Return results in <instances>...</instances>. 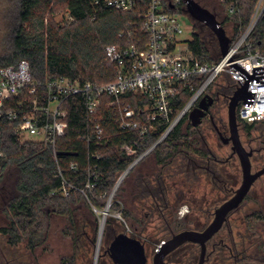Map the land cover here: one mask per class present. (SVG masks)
<instances>
[{
    "label": "trees",
    "instance_id": "obj_1",
    "mask_svg": "<svg viewBox=\"0 0 264 264\" xmlns=\"http://www.w3.org/2000/svg\"><path fill=\"white\" fill-rule=\"evenodd\" d=\"M54 1L66 5L68 16L72 18L69 24H46L45 13ZM259 1L227 0L222 5V20L217 19L226 31L230 25L233 26V41H237L248 27ZM16 3L5 51L0 54V68L16 66L19 61L27 60L33 81L41 92L48 82L60 77L95 85L111 83L117 78V68L108 60L106 47L137 45L139 37H143L145 42L147 40L140 17L145 9L143 6L125 13L101 9L94 5L93 0H17ZM231 5L235 7L232 14L229 13ZM128 32H135L134 37H130ZM249 42L253 51L264 53V12ZM188 45L195 59L203 64L215 65L221 59L216 35L202 23H195L193 40ZM222 77L226 78L225 85H222L220 78L216 80L209 89L211 95L215 91L229 95L233 83L228 76ZM192 94L191 90H182L177 101L178 110L186 105ZM130 102L138 107L143 99L130 98ZM109 103V97L102 99L98 122L105 140L97 142L95 122L88 115L85 100L78 97L66 101L68 128L57 141L55 149L39 142H22L16 124L0 118V185L8 169L15 167L18 172V195L4 209L10 223L0 227V236L6 238L8 245L16 247L24 244L25 249L34 253L45 241L43 222L46 221L47 228L52 214L71 216V205L78 200L101 208L118 179L157 141V136H148L140 141L138 133L120 131ZM240 123L242 129L249 133L259 124ZM195 133L193 125L185 118L165 141L136 166L153 157L154 164L160 167L159 177H170L177 181L180 175L176 164L178 158L188 151L192 155L201 154V150L194 146L198 141L194 138ZM136 141H139L137 154L129 156L123 146ZM75 164L76 169L72 167ZM89 178L96 179V188L86 189ZM64 181L68 187H73L67 188L70 192L68 197L63 194ZM181 185L186 189L183 183ZM118 198L120 196L117 195L111 207L115 211L121 208ZM152 208L159 212L164 221H168L169 204L162 200L159 206ZM123 213L132 227L135 224L142 226L144 219L133 217L126 210ZM107 224L110 229L112 221ZM244 224L246 233L241 234V239L236 242L229 236L216 243L214 252L217 254L207 264H264V239L261 236V232H264L261 230L264 228V211L247 215ZM248 243L253 253L249 251ZM185 249L190 251L185 264H197L199 248L194 244L180 247L169 255V261L181 264L176 255ZM62 264H72V260L64 259Z\"/></svg>",
    "mask_w": 264,
    "mask_h": 264
},
{
    "label": "built area",
    "instance_id": "obj_2",
    "mask_svg": "<svg viewBox=\"0 0 264 264\" xmlns=\"http://www.w3.org/2000/svg\"><path fill=\"white\" fill-rule=\"evenodd\" d=\"M226 2L218 0L222 12L221 7ZM93 3L101 9L125 13L143 6L145 9L140 17L147 35L146 42L139 37L137 45L130 47L107 46L106 55L117 68V78L103 85L60 77L48 82L41 92L33 81L27 60L19 61L16 66L0 68V118L16 124L22 142H39L55 149L57 141L68 128L69 112L65 103L78 97L85 100L88 115L94 119L97 142L105 140L98 114L102 99L109 97V107L120 131L138 133L140 141L148 136L158 137L138 157L136 161L139 162L165 141L185 118L190 121V113L206 95L211 96L209 89L216 80L223 75L228 76L233 83L234 93L241 89L239 81L244 85L245 79L240 72L235 71L222 56L215 65L203 64L195 59L189 45H182L180 37L183 29L179 15L185 12L184 0H93ZM234 8L231 5L229 13L232 14ZM263 12L264 0H260L241 37L233 41L228 35L232 40L231 58L236 57L233 61L250 76L256 75V69L264 68V53L253 51L249 42ZM134 33L128 32V35L134 37ZM184 89L191 90L193 94L186 105L178 110L177 101ZM249 91L256 93L252 106L240 101L237 119L248 124L262 123L264 83L251 82ZM130 98L143 99V102L135 107ZM138 143L125 144L123 149L129 156L136 155ZM72 167L76 169L77 165ZM68 186L64 181L63 194L67 197L70 194L67 188H73ZM96 186V179L89 178L86 189L91 190Z\"/></svg>",
    "mask_w": 264,
    "mask_h": 264
},
{
    "label": "rangeland",
    "instance_id": "obj_3",
    "mask_svg": "<svg viewBox=\"0 0 264 264\" xmlns=\"http://www.w3.org/2000/svg\"><path fill=\"white\" fill-rule=\"evenodd\" d=\"M16 1L0 0V54L5 51L6 36L12 27L14 12L17 9ZM197 1L211 11L216 18L219 17L222 20L224 12L220 10L218 0ZM68 15L66 5L54 1L45 13V22L46 24L55 23L58 26H65L70 23ZM179 19L183 29V34L180 38L182 45L186 47L193 40V27L196 22L185 12L179 15ZM232 28L233 26L230 25L226 31L229 36L232 35ZM224 81H226V78H220V82H223L222 85H225ZM222 117L227 120V108L223 110ZM184 127H186V123ZM202 131L210 147L219 156V159H230L232 155L231 146L222 145L217 136L210 132L209 129L202 128ZM240 135L243 144L248 150L262 148L264 146V122L259 123L250 133L240 127ZM152 159L153 157H150L140 165L136 166V164L118 186L111 201L110 198L116 186L101 208H96L92 203L78 200L75 204L71 205V216L52 214L47 228L46 221L43 222L45 228L44 243L31 255L25 249L24 244L11 247L8 245L6 238L0 236V264H6L7 261L9 264H62L64 259H71L72 264H95L100 226L103 223L104 213L109 205L108 215L105 217L106 221L97 264L113 263L109 256L103 255L114 237L120 233H126L145 244L148 263L152 264L156 249L162 242L169 240L172 237V233L190 229L204 230L213 218L212 215L215 207L231 195V190L229 189H237L242 182V170L239 160L235 156L230 163L222 166L224 169L220 171L222 173L221 178L228 183L225 193L220 194L218 189L222 188L221 183L216 182L211 184L209 176L203 178L202 183L200 186H197L193 195L192 193L188 194L187 188L167 189L170 208L167 211L169 218L166 222L159 215V212L153 211L155 208H152V206L154 207L155 204H151V198L146 197V200H143L140 194H132L131 185H129V182L136 175L141 174L143 170H147L153 165ZM252 164L253 171L264 167L263 151L255 155ZM17 181V169L15 167L8 169L0 185V227H6L10 223L4 211L5 206L1 201V197L5 196L7 202L17 197ZM178 194L180 199L179 197L177 198ZM117 195L120 196L117 201H120L121 208L115 211L111 207ZM123 210L128 211L133 217L136 216L144 219V224L142 223L141 226L134 223L135 225L133 224L134 227H132L130 220L125 217ZM188 211L191 212L188 218H185ZM256 211H264V175L253 185L248 198L241 204L239 211L232 215L229 222L230 226L225 227L214 238V242H220L229 236L238 242L241 239V234L246 233L245 217ZM112 217H114L113 220L111 219ZM108 221H112L110 229L107 227ZM135 229L137 232H135ZM261 230L263 231L264 228H261ZM229 231H232V233H228ZM261 236L264 239V232H261ZM249 245L251 244L248 243ZM189 252L188 249L181 250L176 255V259L179 262L181 261V264H185V259ZM210 264L213 263L210 262Z\"/></svg>",
    "mask_w": 264,
    "mask_h": 264
},
{
    "label": "water",
    "instance_id": "obj_4",
    "mask_svg": "<svg viewBox=\"0 0 264 264\" xmlns=\"http://www.w3.org/2000/svg\"><path fill=\"white\" fill-rule=\"evenodd\" d=\"M184 1L186 3L185 13L188 14L193 21L207 26L216 35L220 46L221 56L235 69V71L238 70L240 75L245 79L244 85H242V83L239 81L241 84V89L238 88V91H235L234 95L230 99L228 107L229 124L231 129L230 140H232L233 143V151L238 154L240 159L243 173V182L236 191L235 195L216 210L214 220L205 230H184L173 234L169 240L162 242L156 249L152 264H171L167 261V256L188 243L197 244L201 247L200 260L198 264H205L207 242L222 229L230 212L235 211L240 207L253 184L264 175V168L254 173L252 172L250 158L253 155V151H247V149L242 144L239 135L236 113L240 101L252 106L256 93L250 92L249 88L251 82L264 83V68L256 69V75L250 76L244 69H242L233 61V59L236 57L231 58L230 46L232 40L228 36L226 30L217 20L216 16L195 0ZM212 104L213 97L210 95H206L201 100L199 106L195 108L189 116L193 126H198L201 124L202 119L205 117L206 112ZM137 162L138 161L133 163L121 176L113 191L110 201L117 191L118 186L121 184L125 176L130 172V170L137 164ZM109 207L110 205L108 208ZM108 208L104 213L103 223L106 221L105 217L108 215ZM111 219L113 220L114 217ZM103 223L100 226L95 264H97L98 261L100 245L104 232ZM109 256L115 264H149L145 245L140 240L133 238L126 233H120L115 236L109 247Z\"/></svg>",
    "mask_w": 264,
    "mask_h": 264
},
{
    "label": "flooded vegetation",
    "instance_id": "obj_5",
    "mask_svg": "<svg viewBox=\"0 0 264 264\" xmlns=\"http://www.w3.org/2000/svg\"><path fill=\"white\" fill-rule=\"evenodd\" d=\"M230 87L232 90L229 91V95H225L222 92L220 93V91H215V93H213V95H211L213 97V104L210 106V108L206 112V115L202 119L201 124L198 126H193L195 131H196V133L194 134V138L198 139V141H196L194 146L198 147L201 150L200 151L201 154L192 155L191 151H188V153L183 154L182 156H180L178 158V160L176 161V164H177L178 171H179L180 175L178 176L177 181L174 182V179L170 178V177H168V178L167 177H159L160 167H157L153 162V165L151 167H149V169L143 170L141 172V174L136 175L134 177V179L129 182V185H131L130 189L132 190V194L133 193H135L136 195L140 194V197L143 200H146V197H150L151 202H152L151 204H155L158 206L160 204V201H162V200L166 204H169L168 203L169 199L167 198V193H168L167 191L170 190V188L178 189L182 186L181 183H183L184 187H186L188 190V194L192 193V195H193V194H195L197 186H200V184L202 183L203 178H207L208 176L211 178V180H210L211 184L216 183V182L221 183L222 188L221 189L219 188L218 190L220 191V194L225 193V190L227 188L226 185L228 183H226L224 181V179L221 178L222 173H220V171H222L224 169V168H222V166L230 163V161H232L233 157H235V156L238 158L239 163H240L239 156L236 152L233 151V143H232V140H230L231 129H230V124H229L228 107H229L230 99L234 95V86L230 85ZM225 108H227V120H225L222 117V113H223V110H225ZM237 121H238L239 135H240V127H242V126H241V123L238 119H237ZM202 128H205L207 130L209 129L210 132L215 134L222 145H226V146L230 145L231 146L232 155H231L230 159H228V160L227 159L226 160L219 159V156L217 155V153H215V151L210 147L208 140L206 139V137L202 131ZM240 138H241V135H240ZM242 144H243V142H242ZM243 146L245 147L244 144H243ZM247 151H253V155L250 158L251 164H252V160L255 157V155L257 153L262 152V151L264 152V148L260 147L258 149H250V150L247 149ZM252 166H253V164H252ZM240 168H241V163H240ZM241 170H242V168H241ZM252 172L253 173L256 172V171H253V167H252ZM182 176H183V179H182ZM242 182H243V173H242ZM242 182H241V184H242ZM241 184L238 186L237 189H229V190H231V195L227 199L221 201L220 205H217L215 207L213 215H212L213 218H212L211 222L208 224V226L214 220L216 210L219 207H221L226 201L230 200L235 195L236 191L239 189ZM214 185H216V184H214ZM252 187H251V189H252ZM251 189H250V191H251ZM126 191H128V190H126ZM250 191L247 194V196L245 197L243 202H245V200L248 198ZM178 197L180 199L179 194L177 195V198ZM1 201H2V203H4L3 204L4 206L8 205V202L6 201L5 196L1 197ZM240 208H241V205L235 211L230 212V214L228 215V218H227L226 222L224 223L222 229L211 240H209L207 242V252H206L205 264L208 263V261L211 259V257L213 255L217 254V252H214L216 250L215 244L219 243V242H214V238L219 233H221L225 227L230 226L229 222L231 221L232 215L235 212L239 211ZM190 212L191 211H188V214L185 215V218H188ZM208 226H206V228ZM190 230H193V229H190ZM196 231H199V230H196ZM228 233H232V231H229ZM173 234H176V233H172V236H173ZM188 244H193V243H188ZM185 245H187V244H185ZM194 245H197V244H194ZM197 246L199 248V257H198V263H199L200 254H201V247L199 245H197ZM109 247H110V245H109ZM109 247L106 248V251H105L103 256H109ZM248 249H249V251H251V253H253V248L251 246H249ZM26 250L29 251L30 255L32 254L30 249H26ZM171 254H169V255H171ZM169 255L167 256V261L169 263H171L168 259ZM6 264H9V262L7 261ZM112 264H115V263L113 262ZM171 264H173V263H171Z\"/></svg>",
    "mask_w": 264,
    "mask_h": 264
},
{
    "label": "bare ground",
    "instance_id": "obj_6",
    "mask_svg": "<svg viewBox=\"0 0 264 264\" xmlns=\"http://www.w3.org/2000/svg\"><path fill=\"white\" fill-rule=\"evenodd\" d=\"M105 223H103V230H104Z\"/></svg>",
    "mask_w": 264,
    "mask_h": 264
}]
</instances>
